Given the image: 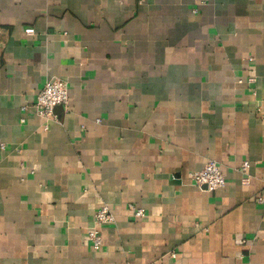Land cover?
<instances>
[{
  "label": "crops",
  "instance_id": "crops-1",
  "mask_svg": "<svg viewBox=\"0 0 264 264\" xmlns=\"http://www.w3.org/2000/svg\"><path fill=\"white\" fill-rule=\"evenodd\" d=\"M0 145V264H264V0H0Z\"/></svg>",
  "mask_w": 264,
  "mask_h": 264
},
{
  "label": "built area",
  "instance_id": "built-area-1",
  "mask_svg": "<svg viewBox=\"0 0 264 264\" xmlns=\"http://www.w3.org/2000/svg\"><path fill=\"white\" fill-rule=\"evenodd\" d=\"M69 104V86L62 79L56 78L44 84L37 92L35 101L31 104L34 113L37 117L45 121L44 129H47L50 122L55 119L56 108L66 109ZM27 106L22 109L25 110ZM3 148V145H0ZM249 163L244 161L240 167V171L244 175L243 183H248L247 170ZM191 185L198 187L206 192H216L225 186V177L219 168L217 162L213 159H208L202 169L191 172L189 174ZM263 203V199H259ZM134 217L144 216V211L135 209L130 206ZM115 218L106 206L100 207L93 215L92 224L87 233V238L93 250L101 249L103 245V237L101 229L104 225L114 223Z\"/></svg>",
  "mask_w": 264,
  "mask_h": 264
},
{
  "label": "rangeland",
  "instance_id": "rangeland-1",
  "mask_svg": "<svg viewBox=\"0 0 264 264\" xmlns=\"http://www.w3.org/2000/svg\"><path fill=\"white\" fill-rule=\"evenodd\" d=\"M210 193V192H209ZM91 227V226H90ZM102 230V229H101ZM88 231H89V229H88ZM88 233V232H87ZM87 240H88V238H87ZM89 242V241H88ZM95 251H97V250H95Z\"/></svg>",
  "mask_w": 264,
  "mask_h": 264
},
{
  "label": "water",
  "instance_id": "water-1",
  "mask_svg": "<svg viewBox=\"0 0 264 264\" xmlns=\"http://www.w3.org/2000/svg\"><path fill=\"white\" fill-rule=\"evenodd\" d=\"M56 110H60V107L59 108H56Z\"/></svg>",
  "mask_w": 264,
  "mask_h": 264
}]
</instances>
